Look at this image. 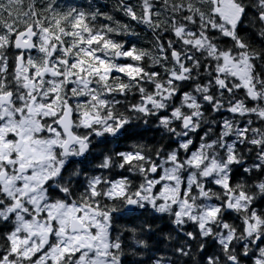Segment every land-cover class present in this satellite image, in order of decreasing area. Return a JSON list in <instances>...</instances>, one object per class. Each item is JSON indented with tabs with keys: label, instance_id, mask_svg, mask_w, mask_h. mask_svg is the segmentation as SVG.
Masks as SVG:
<instances>
[{
	"label": "snow or ice",
	"instance_id": "obj_1",
	"mask_svg": "<svg viewBox=\"0 0 264 264\" xmlns=\"http://www.w3.org/2000/svg\"><path fill=\"white\" fill-rule=\"evenodd\" d=\"M0 264H264V0H0Z\"/></svg>",
	"mask_w": 264,
	"mask_h": 264
},
{
	"label": "trees",
	"instance_id": "obj_2",
	"mask_svg": "<svg viewBox=\"0 0 264 264\" xmlns=\"http://www.w3.org/2000/svg\"><path fill=\"white\" fill-rule=\"evenodd\" d=\"M104 2H109V0H104Z\"/></svg>",
	"mask_w": 264,
	"mask_h": 264
}]
</instances>
